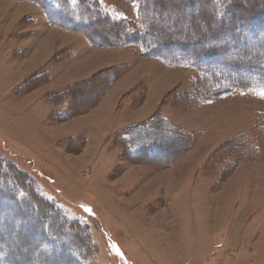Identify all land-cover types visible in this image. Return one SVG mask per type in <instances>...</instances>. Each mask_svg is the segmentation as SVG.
<instances>
[{
	"label": "rangeland",
	"instance_id": "rangeland-1",
	"mask_svg": "<svg viewBox=\"0 0 264 264\" xmlns=\"http://www.w3.org/2000/svg\"><path fill=\"white\" fill-rule=\"evenodd\" d=\"M30 1L0 0V264H264V100L234 94L204 103V112L166 109L170 122L195 129L177 128L160 107L190 87L193 72L181 70L154 97L155 108L139 111L140 121L125 112L120 120L129 126L89 132L77 147L65 135L87 121L73 115L94 102L114 73L109 66L137 51L101 45L95 70L83 59L59 65L75 45L85 53L91 43L81 31L38 27L34 18H48ZM49 1L63 22L85 21L75 18L74 0ZM98 1L113 18H138V2ZM151 1L164 6L147 11L165 21L159 28H181L182 39H198L197 27L208 34L198 0ZM141 63L142 74L162 75L157 61ZM66 102L78 110L61 118ZM247 133L257 151L249 157L235 148Z\"/></svg>",
	"mask_w": 264,
	"mask_h": 264
},
{
	"label": "trees",
	"instance_id": "trees-1",
	"mask_svg": "<svg viewBox=\"0 0 264 264\" xmlns=\"http://www.w3.org/2000/svg\"><path fill=\"white\" fill-rule=\"evenodd\" d=\"M32 1L41 6L51 25L81 31L95 46L129 48L168 65L191 70L190 87L178 91L177 98H170L177 105L197 106L204 101L234 94L264 100V0H198L203 5L200 7L201 19L208 33V36L203 35V31L193 25L201 34L198 39H182L181 28L168 31L159 28L165 21H153L147 15L149 9L164 7L159 1L130 0L139 4V15L134 21L111 17L98 0H74L77 13L80 10L75 18H85V21L73 26L60 19L65 18L64 15L52 10L51 5L54 7L55 2ZM171 7L174 13H178L181 2L173 3ZM205 37L216 40L204 43L201 39ZM218 37L222 40H217ZM47 74H38L35 79L47 78ZM236 74L240 77L232 79ZM98 96L102 97L97 93L94 100ZM249 138L250 135L239 145L235 143V148L248 157V154L257 152ZM72 143L80 147L83 140L74 138Z\"/></svg>",
	"mask_w": 264,
	"mask_h": 264
},
{
	"label": "crops",
	"instance_id": "crops-1",
	"mask_svg": "<svg viewBox=\"0 0 264 264\" xmlns=\"http://www.w3.org/2000/svg\"><path fill=\"white\" fill-rule=\"evenodd\" d=\"M22 3V2H21ZM25 3V2H24ZM27 3H31L33 6L36 7V9H38V11L40 12V8L39 6L35 3V2H27ZM44 15V14H42ZM35 22H37V26L41 27V28H50L53 29V26H51V24L49 22L46 21L45 16H43V18H34ZM48 23V24H47ZM65 33H69V34H73L74 31H69V30H62ZM81 37H83V35L79 34ZM84 38V37H83ZM75 48L73 50H71V52H74L73 57L71 56V58L67 61L61 62L59 63V65L61 64H67V66L69 67V69H71V64L75 63L77 60L79 59H83V64H84V69H90V70H95L98 66V62H99V54H101L102 52V48H98L95 45H91L88 44L87 47V52L85 53H80L78 52V48L75 45ZM116 51H119L120 49H116L113 48ZM122 50V49H121ZM120 50V51H121ZM123 51V50H122ZM127 52H132L134 53L133 60L130 62H126L123 63V60H119L116 59L115 62H113L111 64V66H109L114 73H112L111 76H109L108 80H106L104 85H101L100 91L98 92L99 95H102V97H97L94 102H92L91 104L87 105V109H85L86 111L83 114L80 115H73V117H82L87 121V127L84 130H73L70 132H67L69 134H66L65 136H71L73 138H80L83 137V139H86V141L88 142V139L86 137L85 134H89V132L91 133H101L98 132V130L100 129H106L107 127H117L115 130L111 129V131L107 132L105 131L106 135L109 136L111 133H115L117 132V130L121 131L123 130L122 128L129 126L130 124H123V122H121V118L122 115L125 112H131V114H135L137 121H140V119H142L143 117H139L140 115V110L142 108H149L150 105H153L154 108L156 107L154 101H156V99H154V97L156 95H160L162 94V91L165 89V87L167 85L170 84L171 81V75L175 74L178 71L181 70H185V68L182 67H175V66H171L168 65L166 63H164L163 61L154 58V57H150V56H145L142 55L138 52H133V51H129L127 50ZM34 54V53H33ZM34 56V55H33ZM141 58L144 59H148L151 61H157L160 67V71L162 73V75L157 78H154L150 72H143V74L141 73V70L143 69L144 66H142L141 63ZM113 68H118V69H113ZM125 71V72H124ZM55 71L53 70V75ZM112 72V71H111ZM109 73L106 75L108 77ZM54 77V76H53ZM112 77V78H111ZM187 78V76H184V80ZM81 79V77H76L73 79L69 80V83H63L61 86H69L70 84L73 83V85L76 82H79V80ZM149 80L150 83L146 85V81ZM132 81V85H130V87L128 88V90L123 91L122 86L124 85V83ZM145 86H149L148 91L145 95H143L144 90L142 91V87ZM105 88V89H104ZM104 89V90H103ZM122 89V90H121ZM103 91V93H102ZM130 91V92H129ZM123 92V93H122ZM129 92V95H127L126 97L123 98V95L125 93ZM111 95V98H110ZM141 95L145 98H141ZM246 95V94H244ZM41 96V95H40ZM125 96V95H124ZM232 96H236V95H232ZM232 96H228V97H224L221 98L223 101L222 102H226L227 99H230V97ZM243 96V95H241ZM248 96V95H246ZM130 97V98H129ZM250 97V96H248ZM41 99V97L39 98ZM122 99V100H121ZM145 100V103L141 104L142 101ZM218 99L216 100H208L205 102L200 103L198 106H195L193 109H189L190 107H183L181 105H177L175 103H171V101H168L167 104L163 105L162 107H160L162 110H160V116L168 123H171L173 126L177 127V128H181V129H185L188 128L190 131H192L191 129H195L194 126L190 125H185V124H181V125H177L174 122H170L167 119L166 116V109L171 108L172 110L175 111V109H177V113H179L180 115L183 112H188V111H193L196 109H203V112L205 110H207L208 108H204L202 107L204 103H214L217 102ZM219 103V102H217ZM63 106H65L63 109V111H61V118H68L70 117L69 115H71V113L74 112L73 107L68 104L66 102V104L62 103ZM188 109V110H187ZM168 115V114H167ZM176 115V114H175ZM171 119V117H170ZM246 121V119H245ZM249 120H247L248 122ZM133 125L135 124L134 122L132 123ZM248 125H252L251 122ZM107 130V129H106ZM102 131V130H101ZM197 131V130H196ZM199 131V130H198ZM103 133V134H105ZM84 134V135H83ZM234 134V133H233ZM106 136V137H107ZM93 139H96V137H94Z\"/></svg>",
	"mask_w": 264,
	"mask_h": 264
},
{
	"label": "bare ground",
	"instance_id": "bare-ground-1",
	"mask_svg": "<svg viewBox=\"0 0 264 264\" xmlns=\"http://www.w3.org/2000/svg\"><path fill=\"white\" fill-rule=\"evenodd\" d=\"M29 94V93H28Z\"/></svg>",
	"mask_w": 264,
	"mask_h": 264
}]
</instances>
